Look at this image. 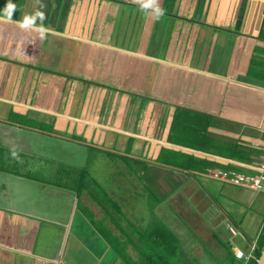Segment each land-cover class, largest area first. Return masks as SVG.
Instances as JSON below:
<instances>
[{
	"label": "crops",
	"instance_id": "1",
	"mask_svg": "<svg viewBox=\"0 0 264 264\" xmlns=\"http://www.w3.org/2000/svg\"><path fill=\"white\" fill-rule=\"evenodd\" d=\"M179 108L211 116L220 153L170 141ZM165 150L187 167L213 166L165 165ZM61 154L78 171L102 170L98 154L119 160V172L104 165L98 178L118 176L124 193L132 185L141 200L155 195L180 238L191 223L185 212L193 215L188 201L213 208L219 226L245 237V249L230 242L234 255L253 257L264 194L214 176L261 173L264 0H0V264H123L114 245L121 241L138 261L142 234L155 224L143 226L141 208L134 221L118 220L122 207L107 200L116 189L101 198L92 172L77 171L70 190L28 176L59 172ZM121 200L126 210L129 200Z\"/></svg>",
	"mask_w": 264,
	"mask_h": 264
},
{
	"label": "rangeland",
	"instance_id": "2",
	"mask_svg": "<svg viewBox=\"0 0 264 264\" xmlns=\"http://www.w3.org/2000/svg\"><path fill=\"white\" fill-rule=\"evenodd\" d=\"M47 155L49 156L48 152ZM70 155L66 154H61L60 158L58 159L56 156V159L53 157L51 159H55L54 161H61L64 160V164H62V167H60L59 172H52L51 174L48 175H43L42 172H38V174H34L33 172H30V174L28 176H39L40 178H43L46 180H48L49 183H51V185L55 186V185H63L64 183L68 184V189H74L77 188V183H79L80 179H78V176L76 174V172L78 171L77 169H74L72 167L71 164V158L69 157ZM98 160L97 164L98 167H102V170L97 169L96 172H93L91 169L87 168V169H81L78 172H82L85 174V176L88 177V174L92 172V179H91V190H94L96 193L102 194V192H106L109 195L112 194L110 192L109 189H116V194H120L119 196H112L113 201L110 200L109 197H107V200H109V205H111V209L114 207L115 204H119L122 207V215L119 218V216H117L116 218L118 220L120 219H124V220H130V221H134L135 216L132 217V214L134 213V210L136 207V205L141 208L140 210V220L142 219L143 221V226L147 227L149 226V224L153 222L156 223L157 222V218L160 217L169 227H171V229H173L174 231L177 229V224H175V222L173 224H171L170 222L168 223L166 221V219L164 217H162L161 215H159L158 213V207H157V198L155 195H150L149 193L145 192L144 195V199L141 200L140 197L136 194L135 192V187L131 185V187H129V189L127 190L126 193H124V185L123 183H120V180L118 178V176H116V178L110 179L107 177V181L103 180L104 177H102L101 179L98 178V173L102 174V176H106L107 174H104L106 171V168L104 169V165H107L109 167H111L112 173H116L119 172V170H121V168H119V164L116 165V163L119 160H113L111 158H108L106 155H100L98 154ZM3 162V160H2ZM50 162V161H49ZM17 165H15L16 167ZM124 166V165H123ZM133 168L135 166H132ZM130 168V166H128V172L132 171V173H134L133 168ZM104 170V171H103ZM124 170V169H122ZM130 173V172H129ZM133 177V176H131ZM100 179V180H99ZM105 181V182H104ZM132 181H136L135 178H132ZM84 182H87V180H85ZM98 182V183H97ZM133 189V190H131ZM120 191V193H119ZM146 191V189H145ZM105 195L107 194H102L101 198L104 197L105 199ZM127 197V199L129 200L127 203V209L124 210L125 208V204L124 201V197ZM160 197H164V196H160ZM116 199V200H115ZM117 201V202H116ZM188 203L190 204L191 208L190 210L193 211V218H191L192 216L190 214H184L187 216H190V218H187L191 223V227L189 224V227L187 228V231H183L184 235H181V238L184 240V243H186V247H192L193 245H195V247H197L196 249H192L194 251V253L199 256L200 260L203 261L205 264H219L221 262V257H217L216 255H220V254H224L225 250L223 248V245H229L230 242H234L235 244H237L238 246L242 247L243 249H245V247L248 245L245 237H243L242 235L239 236H234L231 232H229L228 230L230 229L225 225H221L219 226V220H220V215L217 214L216 212H214L213 208H209V207H205L202 203L196 204L193 203V201H188ZM202 204V205H201ZM160 206V205H159ZM163 208L169 212L168 215H171L170 213L173 212V209L169 206V203L166 201L163 203ZM160 206L159 209L162 207ZM201 206V207H200ZM116 211L113 212V214H115ZM118 214V212H117ZM139 220V219H138ZM172 221H174V219H170ZM221 229V230H220ZM182 234V232H180ZM222 233V235H221ZM113 234V233H112ZM115 235V234H113ZM216 235H220L222 236V241L224 242V244L222 245H218L219 247L217 248V244L218 241H216ZM114 237V236H112ZM115 237L113 238V242H114ZM227 239V240H225ZM199 241L201 242V244L203 245L202 248H200V244L198 242L195 243V241ZM229 240V241H228ZM119 244L114 243L115 246L119 245V251L121 254V257H123V259H121V261L123 262V264H130V261L128 260V258L126 256H128L129 254L127 253V251H129V245H127V243L125 244L123 241L118 242ZM188 244V245H187ZM124 247V248H123ZM206 249L207 252H209L210 257L205 256L203 257V255L205 254V250ZM206 255V254H205ZM130 256V255H129ZM203 257V258H202ZM126 260V261H125Z\"/></svg>",
	"mask_w": 264,
	"mask_h": 264
},
{
	"label": "trees",
	"instance_id": "3",
	"mask_svg": "<svg viewBox=\"0 0 264 264\" xmlns=\"http://www.w3.org/2000/svg\"><path fill=\"white\" fill-rule=\"evenodd\" d=\"M212 124L211 116L193 112L185 108H179L175 114L170 141L179 146L203 151L220 153L215 146V141L210 135L209 127ZM176 156V161H169L168 156ZM183 155L165 150L161 162L165 165H173L180 169H195L207 172L213 164L200 163L198 161L187 167L182 159ZM221 240V244L224 242ZM141 247L137 248L140 259L133 260L126 256L130 264H204L199 258L192 254V250L186 248L183 240L167 224L158 221L145 230L142 234ZM225 253L221 256L219 264H258L264 248V231L255 249L254 256L249 260L236 257L232 246L223 245Z\"/></svg>",
	"mask_w": 264,
	"mask_h": 264
},
{
	"label": "built area",
	"instance_id": "4",
	"mask_svg": "<svg viewBox=\"0 0 264 264\" xmlns=\"http://www.w3.org/2000/svg\"><path fill=\"white\" fill-rule=\"evenodd\" d=\"M260 171L261 173L259 175H247L235 171H223L217 172L214 177L223 182L234 184L236 186L248 187L258 193L264 194V158ZM229 228L233 234H237L236 229L233 226L229 225ZM237 256L240 259L246 258L249 260L251 258L242 250H238Z\"/></svg>",
	"mask_w": 264,
	"mask_h": 264
},
{
	"label": "clouds",
	"instance_id": "5",
	"mask_svg": "<svg viewBox=\"0 0 264 264\" xmlns=\"http://www.w3.org/2000/svg\"><path fill=\"white\" fill-rule=\"evenodd\" d=\"M15 11H16V9L10 4V5L8 6V8H7V14H8V18H9V20L12 19V16H14ZM160 15L162 16L163 13L161 12Z\"/></svg>",
	"mask_w": 264,
	"mask_h": 264
},
{
	"label": "water",
	"instance_id": "6",
	"mask_svg": "<svg viewBox=\"0 0 264 264\" xmlns=\"http://www.w3.org/2000/svg\"><path fill=\"white\" fill-rule=\"evenodd\" d=\"M258 264H264V248L262 249L261 257L257 261Z\"/></svg>",
	"mask_w": 264,
	"mask_h": 264
}]
</instances>
